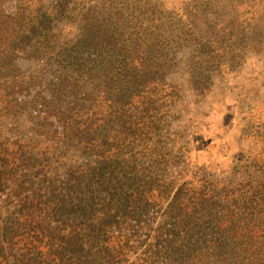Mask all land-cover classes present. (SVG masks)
<instances>
[{
  "label": "trees",
  "instance_id": "obj_1",
  "mask_svg": "<svg viewBox=\"0 0 264 264\" xmlns=\"http://www.w3.org/2000/svg\"><path fill=\"white\" fill-rule=\"evenodd\" d=\"M194 8V23L209 12L205 4ZM164 19L132 0H0V104L8 114L36 117L41 136L15 148L0 142V186L14 185L19 202L13 217H0V264L259 261L264 181L177 188L166 174L181 157L163 132L180 100L179 86L166 78L181 47L211 50L199 53L195 70L205 72L262 37L253 31L251 45L235 12L190 39ZM62 24L77 36L60 39ZM35 63L48 69L28 73ZM195 76L199 85L210 82L209 74ZM39 85L46 96L35 93L30 107L20 101Z\"/></svg>",
  "mask_w": 264,
  "mask_h": 264
},
{
  "label": "rangeland",
  "instance_id": "obj_2",
  "mask_svg": "<svg viewBox=\"0 0 264 264\" xmlns=\"http://www.w3.org/2000/svg\"><path fill=\"white\" fill-rule=\"evenodd\" d=\"M132 1L163 11L164 22L167 25H173V22L172 27H179L183 35L185 32L189 33L186 35L188 39L191 33H199L200 29L207 33L211 23L220 20V25L227 23L234 12L239 17L241 35L249 39L251 45H254L251 38L256 39L255 33L261 35L262 40L257 46L237 48L233 51L234 55H238L234 61L225 54L222 56V66L215 68L210 63L209 70L205 72L202 69L195 70L196 64L201 61L200 52L211 54V50L199 48V52L194 53L193 44L181 47L176 52L173 62L175 65L166 78L168 82L179 86L180 100L177 107L171 109L175 121L170 122L163 133L168 136L167 148L173 149L181 157L179 164L170 168L166 174L167 180L173 182L177 188L206 183L216 184L221 189L224 186L237 187L249 178L264 181V0ZM204 4L209 10L207 16L200 22H192L189 13L194 14V7ZM215 5L217 7L213 9ZM60 29L58 36L63 41L78 34L72 25L62 24ZM178 32L176 30L175 33ZM215 32L224 38L220 29ZM225 45L227 47L231 42L224 43L223 47ZM225 53H229V49H225ZM204 57L209 60V56L203 55V61L206 59ZM37 68H41L40 74L48 69L35 63L27 72ZM199 73L210 75L207 76L210 79L207 85H199L204 82L203 78L195 76ZM204 76L206 75L202 77ZM195 81L198 84L194 86ZM45 87L39 85L33 88L19 98L20 101H29L30 107L35 93L43 91V96L47 95ZM197 87L201 89L195 90ZM2 108L0 104V142L4 143L5 140L9 143H6L7 146L15 148L16 145L29 142L37 136L35 134L39 127L36 117L34 119L26 114H8ZM40 133L42 134L41 131ZM14 190V185L0 186V217L3 220L13 217L17 211L19 202L15 198ZM159 221L157 219L153 226L157 227ZM139 245L137 243V247ZM144 248H137L139 251L132 255L129 263L137 261ZM261 259L264 264V249L255 264H260Z\"/></svg>",
  "mask_w": 264,
  "mask_h": 264
}]
</instances>
